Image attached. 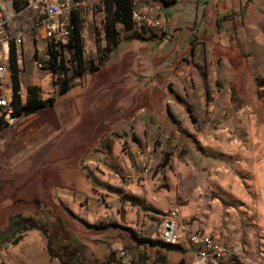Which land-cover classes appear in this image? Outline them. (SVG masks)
Masks as SVG:
<instances>
[{
    "label": "crops",
    "instance_id": "0c3cea01",
    "mask_svg": "<svg viewBox=\"0 0 264 264\" xmlns=\"http://www.w3.org/2000/svg\"><path fill=\"white\" fill-rule=\"evenodd\" d=\"M140 4L161 18L164 31H136L121 23L118 42L102 64L85 67L65 92L52 98L53 104L44 107L55 110V120H41L39 136L32 142L19 133L1 159L7 170H1V164L0 177L10 179L0 180L9 182L11 190L0 189V199L15 205L17 215L31 213V219L41 207L52 209L67 233L59 241L80 244L84 264L108 260L104 255L86 256L75 230L90 232L95 240L100 234L108 236L115 253L125 249L133 264L192 263L197 247L185 238L176 245H164L157 238L169 209L177 210L178 225L186 233H205L225 246L240 245L224 229L207 226L195 231L183 222L200 204L202 179L178 177L179 168L177 177H171L172 161L163 150L172 143L171 135L200 131L194 117L214 113V107L225 109L238 77L264 75V53L259 49L264 27L255 24L264 20V0ZM215 80L222 85L218 105L206 106ZM37 111L40 117L43 111ZM25 124L30 130L32 123ZM249 134L257 140L258 128L250 126ZM148 153L151 160L146 163ZM84 167L94 176L86 177ZM210 180L203 177L204 183ZM185 182L191 184L185 185V201L179 203ZM202 198L207 204L208 197ZM13 240L0 244V264H61L49 253L40 229H27ZM228 252L201 264H227ZM114 261L109 264H117Z\"/></svg>",
    "mask_w": 264,
    "mask_h": 264
},
{
    "label": "rangeland",
    "instance_id": "374dc122",
    "mask_svg": "<svg viewBox=\"0 0 264 264\" xmlns=\"http://www.w3.org/2000/svg\"><path fill=\"white\" fill-rule=\"evenodd\" d=\"M105 6L106 20L109 23L113 17V6L107 1ZM35 18L30 13H23L15 19L16 27L26 31V42L23 61L17 63L14 60L11 64L13 71L14 65L17 68L20 82V89L17 93L14 92L12 99L16 118L12 123L4 124L0 115V165H3L1 170H7L1 159L6 156L7 144L14 141L15 136L23 132L22 139L32 142L39 136L37 127H40L41 120L54 121L56 117L53 108L46 110L44 107L41 108L43 113L41 112L40 117L37 116L39 111H34L35 115H28L29 113L23 108L29 100L35 98L43 97L47 100L57 97L56 88L51 80L48 79L43 87L38 86L35 80L32 59L37 33ZM255 24L264 27V20L256 21ZM115 25L119 32L122 24L116 22ZM262 39L259 49L264 53V33ZM89 58L90 56L87 55L84 60L81 59L79 71L85 67H93L94 64L88 61ZM256 77H238L236 84L230 87L231 96L227 97L225 109L218 111V108L214 107L213 110L216 112L212 113L209 110L200 118L194 117L200 131L171 135L172 143L163 150L164 157L172 161L171 177H177L175 172L179 168L182 172L178 173V177L202 179L200 204L196 205V213L193 216L189 214L183 222L189 227L194 226L195 231H203L207 226L224 229L226 235H231L230 238H237V241H240V245L235 243L224 245L230 255L226 258L227 264H264V75ZM215 82L208 91L206 106L218 105V100L215 99H218L217 92L222 85L219 87V82L217 80ZM15 100L19 103L17 108L14 105ZM27 121L32 123L30 130L27 129L28 124H25ZM22 125H25L23 129L20 128ZM252 125L259 130V138L255 141L249 134V127ZM85 141L88 142V135ZM150 160L151 153H148L145 162L149 163ZM144 168L146 170L147 166ZM84 174L86 177L94 176L92 171L85 170V167ZM160 177L169 176L161 173ZM203 177H211L212 180L204 183ZM0 178L10 179V177ZM117 182L119 183L120 179ZM190 184V182L184 183L183 193L179 195V203H184L185 185ZM10 187L9 182L0 180V189L3 192L10 191ZM3 192H0V197L4 196ZM203 195L208 197L207 204L203 201ZM208 204L211 206L208 207ZM41 209L40 213L47 215L54 213L50 208L41 207ZM16 210L15 205L4 204V199H0V235H3L0 244L5 240L12 241L18 233V227L21 228L31 221L29 217L31 213L17 215ZM10 217L21 222L9 223ZM50 218L48 216L54 226L59 227L53 229L50 234L55 238H64L67 233L61 228L59 217L53 214ZM75 233L83 241V252L86 256L93 254L103 257L104 255L107 260H115L114 262L121 264L117 253L120 250H116L115 253V248H112L111 242L107 241L108 236L100 234L99 239L95 240L90 232L85 234L84 230H75ZM234 249L236 251H233Z\"/></svg>",
    "mask_w": 264,
    "mask_h": 264
},
{
    "label": "built area",
    "instance_id": "2783aa9c",
    "mask_svg": "<svg viewBox=\"0 0 264 264\" xmlns=\"http://www.w3.org/2000/svg\"><path fill=\"white\" fill-rule=\"evenodd\" d=\"M18 9L14 0H0V115L4 124L16 118L13 107L12 53L17 63L23 61L26 31L16 27L15 19L23 13L34 15L36 39L33 63L37 85L52 81L56 92L78 76L81 59L90 56L93 66L104 60L106 47L105 21L107 0H25ZM132 3L131 20L136 31L161 33L164 23L152 10L143 8L140 0ZM19 66V64H18ZM157 238L165 245H176L184 238L197 247L192 263L201 264L209 257L220 259L228 249L205 233H186L178 225L177 210L165 211L157 231ZM233 251H236L234 249ZM121 264H133L125 249H120Z\"/></svg>",
    "mask_w": 264,
    "mask_h": 264
},
{
    "label": "trees",
    "instance_id": "16d2710c",
    "mask_svg": "<svg viewBox=\"0 0 264 264\" xmlns=\"http://www.w3.org/2000/svg\"><path fill=\"white\" fill-rule=\"evenodd\" d=\"M14 1H15L16 6L18 5L17 6L18 9L23 8L26 3L25 0H14ZM107 2H111L113 6V12H112L113 17H112L111 22L108 23L107 20L105 21L106 47H105L104 57L112 50V48L118 42V31L116 29L115 23L120 22L127 29L133 28V23L131 20V9H132L131 1L130 0H107ZM11 58H12V62L16 60L15 54L12 53ZM13 68H14V71H13L14 86L13 87H14V92L17 93L20 89V82H19V76L17 73V68L15 67V65L13 66ZM82 70L79 71V74H81ZM68 88H69V83L66 82L61 88L60 92H65ZM18 104H19L18 101L15 100L14 105L16 106V108ZM50 104H53L52 99L43 100L40 98H35L32 100H29L23 106V108L26 109L28 113H31V112H34ZM48 216L49 215H47L46 213H40L36 217L32 218L29 223L22 225L21 228L18 227L17 232L19 233V235H15L13 237L14 238L13 241L16 242L20 238L21 233L23 231L27 229L37 228V229H40L48 239L49 253L53 256L58 257L61 264H84L83 259H82V254L80 251V248H81L80 244H77L75 241H72V239L70 242L61 243L59 241L60 237L55 238L54 235L50 234L51 231L53 232V229H59V228L58 226H54L53 221H50L48 219ZM20 222L21 221L17 219L12 220V224L20 223ZM49 228H51V230ZM109 261L110 260L102 264H109Z\"/></svg>",
    "mask_w": 264,
    "mask_h": 264
}]
</instances>
